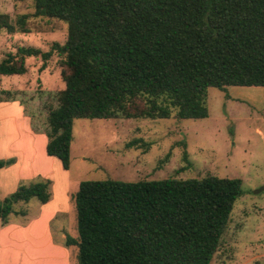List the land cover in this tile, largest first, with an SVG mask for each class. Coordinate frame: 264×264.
Listing matches in <instances>:
<instances>
[{"label": "trees", "instance_id": "16d2710c", "mask_svg": "<svg viewBox=\"0 0 264 264\" xmlns=\"http://www.w3.org/2000/svg\"><path fill=\"white\" fill-rule=\"evenodd\" d=\"M32 14L65 22V42L17 46L0 75L24 74L30 56L40 70L54 51L63 56L64 88L44 133L46 154L65 170L76 118H204L207 87L264 86V0H34ZM27 19L0 12V28L27 33ZM15 161L0 158V168ZM51 183L3 198L1 226L27 215L13 209L18 201L46 203ZM241 194L240 178L212 174L82 180L70 195L77 235L62 244L75 247L77 264H210Z\"/></svg>", "mask_w": 264, "mask_h": 264}, {"label": "rangeland", "instance_id": "374dc122", "mask_svg": "<svg viewBox=\"0 0 264 264\" xmlns=\"http://www.w3.org/2000/svg\"><path fill=\"white\" fill-rule=\"evenodd\" d=\"M33 11L34 0H0L1 13L12 21L27 14L30 28V32L13 34L0 28V59L20 45L47 51L52 43L65 42V22L34 16ZM62 59L54 51L40 70L42 59L30 56L25 59L24 74L0 75V98L19 101L31 117L32 129L41 131L32 139L23 120L13 118L11 108L8 112L7 107H0V157L11 152L21 159L13 167L0 169V201L20 184L39 178L52 180L48 201L62 198L70 181L67 212L59 211L49 222L53 241L60 242L66 234L77 235L70 195L82 180L137 181L207 174L240 178L242 194L234 202L210 264H264V86L207 87L208 115L204 118H76L66 171L44 147L48 111L57 106V92L64 88ZM41 206L37 199L13 205L15 211L26 210L27 215L12 213L8 225L0 224V264H28L25 257L34 258L23 241L29 232L15 234L19 240L8 242L10 233L2 230L12 223L26 225ZM68 250V263L77 264L75 247ZM45 253L43 264H48Z\"/></svg>", "mask_w": 264, "mask_h": 264}, {"label": "crops", "instance_id": "0c3cea01", "mask_svg": "<svg viewBox=\"0 0 264 264\" xmlns=\"http://www.w3.org/2000/svg\"><path fill=\"white\" fill-rule=\"evenodd\" d=\"M2 102H7V103H2ZM0 107H7L8 112H11L10 111L11 108L13 111L12 113L15 115L13 118L17 119L18 117L23 120V122L25 123V125H23L25 128V132L27 128L32 139H34L41 132V131L35 132L32 129L31 117L24 112V106L19 101L17 100L1 101ZM8 115H11V113ZM12 122H14V119L12 120ZM13 124L18 125L16 123ZM44 140H45L44 142L45 143L44 147H45L47 142L46 135ZM6 155L7 157H4ZM6 155H3V157L0 158H8L11 157L12 155L14 156L15 154L9 152ZM14 157L16 158V161L12 165H10L11 167H13V165H16L19 162V160L21 161L18 154L17 156L15 155ZM70 183L71 182L69 181L68 187L65 189L62 198L58 196L59 198H55L54 200L52 199L50 201H47L46 203H42V206L40 207V211H38V214L36 216H32V218H30L29 222L26 225H17L15 223H12L8 228H4L2 230L5 231L6 234L9 231L10 235L7 239L8 242H11L13 239L19 240V238L15 234L18 233L23 234L27 232L25 233V235L26 234L28 235L29 232V235L26 238H24L23 241L25 242V245L29 246L28 251H30L33 254L34 258L31 257L28 259V256H26L25 261H27L28 264H43L42 253L44 251L46 252L45 254L48 264H71V261L70 263H68L69 250L67 247L63 246L62 244L64 239L62 241L60 240V242H54L49 229L50 220L56 218L55 216L59 211L67 212L66 210L69 206L67 192L70 189ZM42 243L44 244V247L42 246ZM2 244L0 245V247H2Z\"/></svg>", "mask_w": 264, "mask_h": 264}]
</instances>
